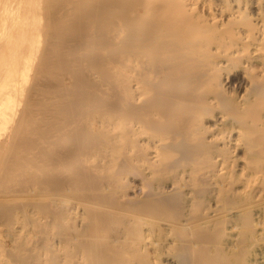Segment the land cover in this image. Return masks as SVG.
Segmentation results:
<instances>
[{"label":"bare ground","instance_id":"bare-ground-1","mask_svg":"<svg viewBox=\"0 0 264 264\" xmlns=\"http://www.w3.org/2000/svg\"><path fill=\"white\" fill-rule=\"evenodd\" d=\"M0 264H264V0H0Z\"/></svg>","mask_w":264,"mask_h":264}]
</instances>
